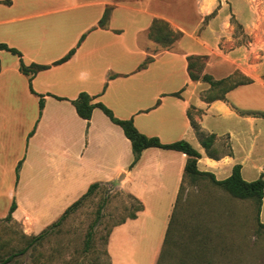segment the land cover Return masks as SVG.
<instances>
[{"label":"crops","instance_id":"obj_1","mask_svg":"<svg viewBox=\"0 0 264 264\" xmlns=\"http://www.w3.org/2000/svg\"><path fill=\"white\" fill-rule=\"evenodd\" d=\"M155 21L177 35L170 45L148 37ZM0 43L43 68L29 81L19 58L0 51V219L14 203L11 220L25 235L56 222L91 184H114L143 210L109 232V264L156 262L152 226L177 202L187 157L147 148L130 168L122 130L98 108L89 120L76 114L80 93L145 136L188 142L197 170L217 181L234 166L245 182L264 180V118L247 114L264 113V0H0ZM189 57H205L213 80L239 73L252 82L208 100ZM192 122L213 135L212 155ZM258 220L264 226V189Z\"/></svg>","mask_w":264,"mask_h":264},{"label":"rangeland","instance_id":"obj_2","mask_svg":"<svg viewBox=\"0 0 264 264\" xmlns=\"http://www.w3.org/2000/svg\"><path fill=\"white\" fill-rule=\"evenodd\" d=\"M199 64L194 66L196 72L204 69ZM138 207L132 195L114 184H102L61 225L34 243L17 224L0 219V264L7 258L6 264H108L109 232L137 216ZM152 228L147 253L158 244L155 264H264V229L258 224L255 201L235 199L208 178L185 179L168 217L158 216ZM24 248V254L16 255Z\"/></svg>","mask_w":264,"mask_h":264},{"label":"trees","instance_id":"obj_3","mask_svg":"<svg viewBox=\"0 0 264 264\" xmlns=\"http://www.w3.org/2000/svg\"><path fill=\"white\" fill-rule=\"evenodd\" d=\"M107 12V11H106ZM106 12H104L102 16V21L100 23H103V19L106 17ZM160 26H156L158 24ZM174 34V33H173ZM177 35H172V32L167 28V25L164 22L161 21H155L152 26L150 27V30L148 32V37L153 39L154 41L162 44L163 47H166L170 45L175 39ZM0 51H6L13 55H16L19 58V71L28 77L29 81L32 78V76L39 70L43 69L42 67L30 65L26 66L20 56L21 54L15 50L14 48L8 47L6 44L0 43ZM73 51H70L61 61H64L65 59L69 58L71 56ZM197 61H200V66L204 67L205 65V57H189L188 58V74L192 81L201 80L202 82L208 83L210 85V93L207 96L208 100H214V99H222L224 95L241 85L250 84L252 81L244 76H242L239 73H235L234 75L220 79V80H213L211 76L207 74H203V68L196 72L194 70V66ZM225 87V89L219 94V96H211L216 92V90H219L220 88ZM72 105L75 108L76 114L78 117L89 120L92 110L94 108H98L102 111V113L108 118V120L117 125L123 132L124 136L131 145V151L133 155V160L130 164V168L135 165V163L138 161L140 154L143 150L147 148H158L163 150H172L180 152L184 155H186L187 160L184 166V178L190 180L191 182L197 181V179L201 178H208L212 185L220 188L221 190L228 193L231 197L235 199H253L256 204V212L257 217L259 215L260 205L263 197V189H264V180L260 177L252 182H245L240 175V167L234 166L231 172V175L224 179L217 181L212 174L200 172L196 168L197 160L200 158V154L186 141L179 140L173 143L169 144H163L160 142V140L157 137L151 136H145L141 133H139L135 127L132 124L131 120H120L113 116L112 112L106 108L104 105L100 103H92V98L89 97L85 93H80L75 100H73ZM42 108V100L40 98L39 100V109ZM247 114L257 116L264 118V113L261 112H248ZM192 128L194 129L195 134L197 135L198 139L200 140V144L202 148L205 149L206 153L208 155H212L211 153V145L213 143V135H207L203 133L200 128L192 122ZM98 183L91 184L87 191L82 195L81 198H79L77 201H75L70 207H68L63 214L56 220V222L52 223L48 227H46L44 230H42L38 235L32 236L31 243L41 241L48 232L61 225L68 216L76 209V207L88 196L92 195L95 190L99 188ZM180 193V192H179ZM179 195V194H178ZM139 207L137 209V212H140L143 209L142 204L139 200H137L135 197H133ZM15 209V204L12 203L8 214L5 218L6 221H12L11 220V213ZM101 209V206L100 208ZM100 210H97V219L99 218V212ZM136 214H133L129 217V219H135ZM125 221L121 222L124 223ZM119 223V224H121ZM118 224V225H119ZM261 228L264 229V226H262L259 223ZM95 226V223L92 224L89 228V231L86 234L87 242L91 240V236L93 235V228ZM27 251L26 248L20 250L16 255H22ZM10 261V258H7L1 262V264H6ZM109 264V262H108Z\"/></svg>","mask_w":264,"mask_h":264}]
</instances>
